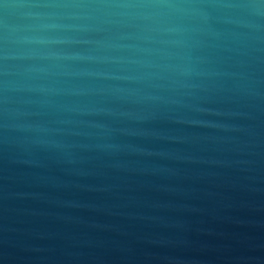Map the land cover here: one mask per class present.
I'll use <instances>...</instances> for the list:
<instances>
[{"label": "clouds", "instance_id": "obj_1", "mask_svg": "<svg viewBox=\"0 0 264 264\" xmlns=\"http://www.w3.org/2000/svg\"><path fill=\"white\" fill-rule=\"evenodd\" d=\"M212 189L264 193V0H0V233Z\"/></svg>", "mask_w": 264, "mask_h": 264}, {"label": "water", "instance_id": "obj_2", "mask_svg": "<svg viewBox=\"0 0 264 264\" xmlns=\"http://www.w3.org/2000/svg\"><path fill=\"white\" fill-rule=\"evenodd\" d=\"M212 192L186 201L195 210L144 209L163 217V222H129L88 209L56 210L115 227L65 226L31 217H21L25 223L5 221V228L59 230L60 235L41 240L24 231H4L0 233V264H255L251 257L264 246V193ZM94 195L77 194L85 201ZM29 245L44 250H28ZM67 252L85 255L68 257Z\"/></svg>", "mask_w": 264, "mask_h": 264}]
</instances>
